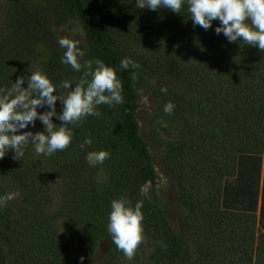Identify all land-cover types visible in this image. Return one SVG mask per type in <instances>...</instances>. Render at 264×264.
<instances>
[{"label":"trees","instance_id":"obj_1","mask_svg":"<svg viewBox=\"0 0 264 264\" xmlns=\"http://www.w3.org/2000/svg\"><path fill=\"white\" fill-rule=\"evenodd\" d=\"M8 10L24 55L11 70L0 68L4 88L30 73L39 45L49 49L47 77L56 91L62 81L79 79L82 72L61 63L65 49L58 45L59 31L77 22L83 59L116 71L123 103L98 106L101 115L73 127L64 151L38 156L29 144L20 160L11 151L0 160V196L19 193L0 208V264H264V53L217 35L219 21L207 31L194 27L186 5L180 14L152 10L149 25L132 22L147 56L123 46L126 26L99 0H13ZM125 57L140 67L122 70ZM156 60L163 74L149 82L152 97L179 130L164 144L153 122L148 137L163 147L161 166L177 195L176 221L157 195L152 153L137 120L134 82L152 77ZM169 101L171 115L163 111ZM21 131H43V125L37 120ZM86 136L93 143L81 149ZM100 150L110 158L89 166L87 152ZM101 168L108 170L105 183L96 180ZM121 197L132 207L143 202L145 239L132 260L121 259L107 232L111 201ZM77 244L89 249L83 261L72 262L69 252Z\"/></svg>","mask_w":264,"mask_h":264},{"label":"clouds","instance_id":"obj_2","mask_svg":"<svg viewBox=\"0 0 264 264\" xmlns=\"http://www.w3.org/2000/svg\"><path fill=\"white\" fill-rule=\"evenodd\" d=\"M184 5L194 27L198 25L207 31L213 21H219V26L215 28L217 35L223 33L229 42L239 40L264 53V0H136L135 3L137 9L155 11L163 8L176 14L181 13ZM58 45L65 49L61 63L70 66L73 72H82L81 76L74 81H62L61 87L70 89L63 97L56 94V87L40 71L18 76L10 88H0V160L9 151L13 153V160H20L29 144L38 156H52L64 151L72 143L73 127H79L88 116L101 115L98 106L107 105L111 109L123 103L122 84L112 67L99 60L95 61L93 67V61L84 60L85 51L79 47V40L60 36ZM130 66L134 69L140 67L128 57L120 61L122 70ZM25 82L26 88L21 86ZM161 92L166 93L167 88L162 87ZM58 99L62 106L59 113L56 111ZM45 106L47 110L37 111ZM174 108L175 105L169 101L163 111L171 115ZM53 117L60 123H53ZM37 120L43 125V131H21L29 125L34 127ZM163 126L167 124L163 123ZM92 143L90 136H86L79 147L85 149ZM85 158L89 166L94 167L109 159L110 153L104 150L88 151ZM17 196L18 192L0 196V208L6 207ZM142 207V201H137L132 207L126 197L113 199L110 204L107 232L117 250L128 260L134 258L145 239ZM79 259L83 261L84 257Z\"/></svg>","mask_w":264,"mask_h":264},{"label":"rangeland","instance_id":"obj_3","mask_svg":"<svg viewBox=\"0 0 264 264\" xmlns=\"http://www.w3.org/2000/svg\"><path fill=\"white\" fill-rule=\"evenodd\" d=\"M13 0H0V68L3 70L9 71L12 67L21 60L24 55L23 50L17 45L16 40L13 36L12 30L9 26V5ZM102 5L106 8L108 12H110L113 18L117 21H120L121 24L125 25V37L123 39V46H127L130 52H133L137 55L145 54L144 45L141 43L139 37L136 36V32H134V24L142 21L141 25H149V17L152 13V10L148 8L137 9L135 7L136 0H99ZM133 17V20L130 17ZM134 22V24H132ZM136 28V26H135ZM60 36H67L74 40L83 41V32L81 27L77 22L71 24V26L65 30L59 31ZM36 53V57L34 61L30 64V75L33 71H40L47 76V65L49 62L50 52L49 49L39 45L33 48ZM147 56V54H145ZM150 59H157L151 57ZM159 60V59H158ZM155 64V69L152 74V77L136 78L134 82L135 89L140 99V108L137 113V120L140 125V135L141 137L148 143L150 151L152 153V160L155 165V170L157 174V195L159 199L167 206L168 215L173 220L176 221L178 217V209H177V195L175 189L169 183L167 178L166 171L163 166H161L162 161V153L163 147L152 145L149 142L148 137V128L154 122L159 128H156L155 131L158 136L164 141V144L172 143L176 140L177 131L179 130L175 125H169L167 122V117L163 116L159 111V105H157L155 99L152 97L150 81L154 82L157 80L162 74L161 71V62ZM162 72V73H161ZM74 81V80H69ZM75 85L73 84L72 87ZM22 87H27V82H25ZM0 88H4L0 82ZM70 89H64L59 87L57 89V93L59 96H66ZM57 105L62 107L60 101L58 99ZM163 123H166L167 126H163ZM169 128V133H164V130ZM264 157H262L261 161V179L263 173L264 166ZM98 171L96 175V180L100 183H105L109 178L108 170ZM0 176H3V173L0 172ZM142 194L147 196V186L142 190ZM84 244H77L73 246L69 252L72 262H80V257L83 256L85 258L89 246ZM100 252L96 254V261H98V256ZM127 259L122 254L121 259ZM123 259V260H124ZM99 262V261H98Z\"/></svg>","mask_w":264,"mask_h":264}]
</instances>
